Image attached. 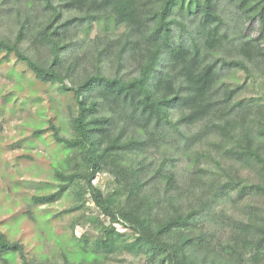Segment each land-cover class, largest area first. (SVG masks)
Masks as SVG:
<instances>
[{
  "label": "trees",
  "instance_id": "1",
  "mask_svg": "<svg viewBox=\"0 0 264 264\" xmlns=\"http://www.w3.org/2000/svg\"><path fill=\"white\" fill-rule=\"evenodd\" d=\"M0 23L3 58L72 96L66 134L48 120L56 189L32 200L71 194L87 230L53 263L0 231V260L264 264V0H0Z\"/></svg>",
  "mask_w": 264,
  "mask_h": 264
},
{
  "label": "rangeland",
  "instance_id": "2",
  "mask_svg": "<svg viewBox=\"0 0 264 264\" xmlns=\"http://www.w3.org/2000/svg\"><path fill=\"white\" fill-rule=\"evenodd\" d=\"M0 31H9L5 23H0ZM93 35L94 28H90L84 36L88 39ZM3 55L0 52V231L10 240L23 243L27 255L36 261L58 262L64 253L77 259V238L87 230L79 224L72 232L74 212H65L73 203L71 194L65 193L48 206L32 200L33 195L56 189L55 169L63 166L66 150L47 126L53 119L66 134L71 93L62 94L56 85L38 81L24 63L13 55L7 59ZM236 75L240 80L244 74ZM5 94H11L13 101L7 102ZM35 128L43 132L33 135ZM107 183L104 174L93 181L100 189ZM124 258L121 264L130 259ZM0 264H20V258L12 255Z\"/></svg>",
  "mask_w": 264,
  "mask_h": 264
}]
</instances>
